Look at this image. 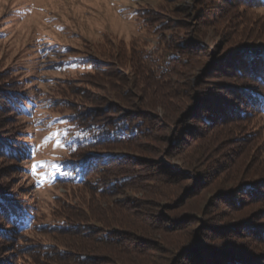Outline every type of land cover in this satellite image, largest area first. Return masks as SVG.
Instances as JSON below:
<instances>
[{"label": "trees", "instance_id": "obj_1", "mask_svg": "<svg viewBox=\"0 0 264 264\" xmlns=\"http://www.w3.org/2000/svg\"><path fill=\"white\" fill-rule=\"evenodd\" d=\"M194 4L192 18L196 22L194 21L190 32L182 31L186 21L178 23L176 30L172 23L158 17L153 19L147 15L149 10L140 9L139 17L155 38L154 43L136 36L128 48L118 45L115 50L109 51L107 60L101 59L104 58L102 56L95 58L91 55L72 60L80 70L79 77L94 79L95 82L104 81L105 90L107 93L112 90L115 98L105 103L101 99L103 96L100 97L101 105L98 107L86 106L69 98L60 99V106L68 112L60 115L56 121L59 139L67 145L63 147L64 153L59 158L61 174L58 178L72 188H84L89 197L79 200L71 209L63 208L65 212L58 213V218L48 223L39 221L34 204L18 197L19 194L0 183V245H10L5 250H9L11 254L10 258H0V264H98L95 256L85 252L91 249V244L85 247L81 243L83 239H92L95 227L89 226L91 223L104 225L99 226L101 230L93 237L94 241L111 248L127 246V252L142 253L145 250L144 240L146 243L148 241L137 232L147 230L148 224L143 222V228L137 222L127 223L122 215L126 208L137 205V202L123 198L116 201L111 199L125 189L138 187L140 182L153 180L157 186L186 182L190 186L186 199L189 201L210 182L213 169L185 167L183 163L170 165L168 161L159 159H138L127 150L137 152L144 147L146 148L143 150H148L150 145L164 138L165 148L169 146L167 154H182L192 143L205 138L207 142L216 141L219 144L217 141L221 133L218 131L222 127L224 132L226 129L223 126H238L257 116L264 117V47L256 53H251L250 50L259 40L255 36L262 34L263 26L250 30L246 25L253 24V21L249 20L248 14L242 15L251 9L264 8V0H220V3L217 0H195ZM151 13L154 15L152 11ZM220 22L235 25L231 29L234 34L237 24L244 23V26L239 34L240 39L227 43V49L220 52V60L225 61L208 69L215 76L222 77L218 82L204 79L205 75L200 78L197 75L200 68L210 64L214 48L205 41V33L200 32L198 27L204 29ZM248 32H255L257 35L250 36ZM227 66L231 70H226ZM219 70L220 75L216 73ZM195 77L196 81L193 80ZM223 77L234 84L225 87ZM112 83L120 84L123 89L116 88V85L110 86ZM202 83H207V86L201 85ZM209 83L216 86L210 87ZM1 85L0 115L6 119L25 116L30 105L33 106L36 95L27 97L19 85L10 88ZM130 88L141 92V103L131 100ZM74 90L71 89L72 92ZM84 93L85 89L80 95ZM175 100L180 102H177L178 107L172 112L166 102ZM157 108L165 112L169 109L172 114H176L160 116L154 113ZM3 124V119L0 118V158L18 160L20 156L21 159L28 160L33 143L22 141L26 138L22 129L15 139H11L9 131L4 130L8 126ZM212 131L217 133L213 134ZM256 133L249 136L246 133V136ZM239 138V144L246 143V137L232 139L238 141ZM3 140L6 141L5 145L1 143ZM212 149L211 146L200 157L204 159L209 156ZM259 151L263 155L257 153L255 165L243 170L222 190L219 186L216 187L215 201L226 207L223 209L224 215L210 213L213 219H208L211 215L206 213L204 217H198L197 208H190L189 214L183 216L175 213L168 218L159 214L158 224L163 229L185 233L168 264H264L261 249L243 239L256 235L255 240L264 244V227L247 219L251 211L242 210L247 204L264 202V143L260 145ZM225 156L232 159L233 153ZM199 162L201 161L196 160L193 164L197 165ZM219 167L222 165H218ZM174 196L175 194L172 201ZM121 201L124 206H121ZM99 202H103L105 206L97 207ZM81 206L87 210L88 215L79 213ZM262 211L264 212V207ZM236 219H240V229L229 225ZM124 226L130 228L135 236L127 234V238L122 239V232L130 231L120 228ZM230 230L233 232H229ZM30 233L48 236L54 234L72 239L76 237L80 238V242L68 243L70 246L65 247L63 241L57 240L60 237L55 241L50 238L41 240ZM21 257L26 260L20 259Z\"/></svg>", "mask_w": 264, "mask_h": 264}, {"label": "rangeland", "instance_id": "obj_2", "mask_svg": "<svg viewBox=\"0 0 264 264\" xmlns=\"http://www.w3.org/2000/svg\"><path fill=\"white\" fill-rule=\"evenodd\" d=\"M217 1L220 3V0ZM194 3L195 0H0V85L3 84L1 86L6 88L19 85L27 97L36 95L33 106L30 105L25 116L6 119L0 115L3 123L8 126L4 130L9 131L11 139H15L22 129L26 137L22 141L31 142L34 145L28 160L21 159L20 156L18 160L0 158V183L19 194L18 197H23L34 204L37 208L39 221L52 223L54 218H58V213L61 214L65 209H71L77 205L79 200L89 197L84 188H72L68 184H63V181L58 178L61 174L59 158L64 150L63 147L54 148L55 140L59 139L60 135L56 121L60 115L68 112L60 106V99L69 98L74 102H82L86 106L97 107L101 105L99 98L102 96L101 99H104L105 103L112 99L115 100L112 90L110 93L105 90L104 81L95 82L94 79L85 80L79 77L80 70L74 66L72 60H77L84 55H91L95 58L102 56L104 58L101 59L107 60L109 51L115 50L118 45L128 48L136 36L146 38L154 43L155 38L147 31L139 17L140 9L149 10L147 15L153 19L158 17L168 21L169 24L172 23V27L176 30L178 23L186 21L187 24L182 28V31L189 30L190 32L195 21L192 18ZM245 14H248L249 20L253 21V24L246 25L250 30L254 31L255 28L257 30L259 26H263V32L259 36H255L257 35L255 32H248L250 36L259 39L255 45L250 47L251 53H256L264 47V8L251 9L242 15ZM234 26L220 22L213 26H207V29L198 27L200 32L205 33V41L214 47L209 59L213 61L197 71L199 78L205 75L204 79L221 81L222 77L215 76L208 69L225 61L220 60L219 54L227 49V43L240 39L239 34L244 23L236 25L237 29L233 30L235 34L231 31ZM220 70L216 73L219 74ZM226 70H231V67L227 66ZM209 74L212 75L208 76ZM223 79L225 87L234 84L227 77H223ZM193 80L196 81V77ZM206 84L202 83L201 85L207 86ZM114 85L116 88L123 89L120 84H110L113 87ZM208 85L216 86L214 83ZM71 89L75 90L72 92ZM83 89H85V93L80 95ZM130 90L131 100L141 103L143 101L141 92L134 88H130ZM54 99L57 101L52 102ZM93 99L98 101L93 102ZM175 101L166 102L172 112H175L178 107L177 102H180ZM123 103L127 104V102ZM154 113L166 117L171 112L169 109L168 112H165L161 108H157ZM243 124L245 123L238 126H223L226 129L224 132L221 127V131H218L221 133L217 141L220 142L219 144L216 141L207 142L205 138L192 143L182 154H167L169 146L165 148L164 138L160 142L150 145L148 150H143L146 147L139 148L137 152L128 149L127 152L134 153L138 159L155 161L159 159L168 161L170 165L183 163L185 167L195 166L198 169L210 167L213 169L210 182L202 190L196 192V196H193L189 201L186 199L190 193V186L186 185V182L157 186L151 180L146 183L140 182L139 186L134 189L123 190L111 201L123 198L137 202V205L134 204L130 208H126L122 215L127 223L137 222L143 228H145L143 222L148 224L146 225L148 231L144 229V232H137L142 235L143 239L147 238L148 242L146 243L144 240L143 243L145 250L142 253H131L127 252V246L119 245L111 248L107 247L109 245L94 241L93 237L96 236L97 231L101 230L99 226L104 225L91 223L89 226L95 227L92 239L81 241L85 247L90 244L92 246L85 252L95 256L98 264L101 261L103 264H168L184 239L185 233L163 229L162 225L158 224L159 214H164L168 218L175 213L178 216H183L189 214L190 208H197L199 209L196 214L198 217H204L206 213L211 215V218L208 219H213L212 214L221 213L224 215L223 209L226 207L215 201L217 200L216 187L219 186L222 190L243 170L255 165L257 153L260 152L259 147L264 143V117L257 116V118L246 122L245 125ZM254 132H257L256 135L248 137ZM53 133L58 134V137H54ZM211 133L217 132L212 131ZM215 135L218 137V134ZM234 137H246L247 141L239 144L240 138L236 141L232 139ZM1 143L5 145L6 141L3 140ZM234 143H236L235 146H233ZM21 144L24 145V143ZM211 146L213 154L211 152L204 159L200 157ZM228 153H233L232 159L225 156ZM211 155L212 157H210ZM260 155L263 153L260 152ZM196 160L201 162L194 165L193 162ZM220 164L222 167L218 168ZM33 166L36 167L35 174ZM121 203V206H124L123 201ZM181 204L184 206L181 207ZM103 206H105L103 202L97 204V207ZM132 207L134 208L132 209ZM263 207L264 202H256L245 205L242 210L251 211V215L247 219L255 222V225L259 227H264ZM60 208L62 209L59 211ZM79 213L88 215L87 210L83 207ZM239 220H233L229 225L240 229ZM120 228L130 230L122 232V239H126L127 234L131 237L135 236V233L131 232L127 226ZM30 235L41 240L50 238V240L53 239L52 241L60 237L57 240L63 241L65 247L70 246L68 243L80 242V238L76 237L73 240L68 236L54 234L48 236L43 233H30ZM255 236H246L248 238L243 237V239L250 244L254 243L255 247L264 253V244H259L255 240ZM3 245L5 244L3 243ZM127 245L129 246L128 243ZM9 247L10 245L3 247L0 245V258H10L9 250H5ZM20 259L26 260L22 257Z\"/></svg>", "mask_w": 264, "mask_h": 264}, {"label": "snow or ice", "instance_id": "obj_3", "mask_svg": "<svg viewBox=\"0 0 264 264\" xmlns=\"http://www.w3.org/2000/svg\"><path fill=\"white\" fill-rule=\"evenodd\" d=\"M54 137H58V134L56 133H53L52 134ZM47 142V141H46ZM67 145L64 144L63 141L59 140L58 138L55 140V143H54V148L55 147H66ZM33 173L35 174L36 173V167L33 166Z\"/></svg>", "mask_w": 264, "mask_h": 264}]
</instances>
